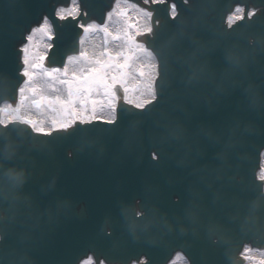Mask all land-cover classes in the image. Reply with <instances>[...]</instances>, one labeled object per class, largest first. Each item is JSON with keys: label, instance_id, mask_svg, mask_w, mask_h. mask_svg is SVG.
Segmentation results:
<instances>
[{"label": "water", "instance_id": "obj_1", "mask_svg": "<svg viewBox=\"0 0 264 264\" xmlns=\"http://www.w3.org/2000/svg\"><path fill=\"white\" fill-rule=\"evenodd\" d=\"M79 1L88 21L99 22L115 2ZM69 2L0 0V77L8 81L6 87H0V105L4 101L16 105L18 101L15 84L17 71L23 67L18 50L26 41L29 26ZM174 2L178 10L175 22L169 20L165 6H154L155 17L162 21L156 47L183 31L200 41L204 51L190 60L194 52L190 41H177L169 56L168 95L150 117L133 115L141 110L121 99L115 125L97 119L87 132H54L43 137L28 125L0 127L9 142L19 146L13 160L0 163L5 171L12 167L25 176L14 205L0 199V216L4 218L0 223L12 233L0 231L4 237L0 249L9 264H19L25 254L32 264H79L89 254L108 264H168L177 252L186 256L188 264H243L241 251L246 244L264 248V232H242L236 227L264 192V181L257 177L264 149V109L260 107L264 90L258 89L255 107L244 92L249 85L260 84L264 0ZM238 4L244 6L245 19L227 29L226 17ZM251 7L256 11L249 18ZM225 30L230 32L232 43L238 44L236 53H248L244 70H227L228 65L222 63L201 82L187 84L191 75L188 63L208 60L214 46L212 32ZM81 35L72 21L58 22L46 66L63 67L69 55L79 52ZM161 113L182 123L186 134L164 145L157 163L151 152L161 147L154 139L162 133L156 126ZM134 122L139 123L130 139ZM85 138L95 142L82 148ZM215 138L218 143L213 142ZM230 142L235 147L225 150L224 145ZM2 149L0 145V155ZM206 184L212 185L211 191L205 192ZM149 186L152 193L146 191ZM0 188L8 193L6 184ZM192 192H205L204 199L197 201L204 223H193L186 216ZM216 193L220 199L214 202ZM142 205L155 207L172 230L156 224L147 232L137 230L134 234L129 226L133 221H144L143 215H137L143 211ZM208 214L233 230L210 235L205 226ZM256 216H264V203L256 209ZM231 217L237 219L230 225ZM221 237L230 243L225 245ZM143 257L145 261H141Z\"/></svg>", "mask_w": 264, "mask_h": 264}, {"label": "snow or ice", "instance_id": "obj_2", "mask_svg": "<svg viewBox=\"0 0 264 264\" xmlns=\"http://www.w3.org/2000/svg\"><path fill=\"white\" fill-rule=\"evenodd\" d=\"M133 3L143 16V25H140L138 19L130 17L127 9L120 8L116 10V15L124 17V24L115 32L109 31L108 25L103 22H89L87 13L77 6H73L71 10L61 9L57 11L54 9L52 16L42 15L38 20L34 21V26H29L25 40H32V31L44 33L46 39L51 42L48 46L49 51L54 47L56 24L66 21H72L81 34L95 31L102 32L105 37L104 46L100 51H94L91 54L87 50H81L78 56H68L67 59L69 61H83L82 66L74 69L70 75L66 65L63 67L49 66L45 68V62L48 60L45 55H39L35 60L31 59L28 44H22L18 51L19 54H22L23 67L22 70L18 69L17 71V83L15 84V91L19 95L20 103L16 107L12 104H6L0 108V127L8 129L9 125L17 123L28 125L38 135L43 137H51L54 132H63L65 135H70L72 131L83 130L87 132L97 120V107L106 106L110 112H115L116 104L121 99L128 105L133 106V108L141 110L139 113H133V115L150 117L156 108L164 103V98L168 95L169 56L177 41L184 39L190 41L194 48L190 60H195L196 56L203 54L204 50L200 41L196 40L192 34H187L183 31L173 36L161 47H156V39L158 31L162 27V21L155 17L154 6H165L169 20L175 22L178 17V10L174 0H133ZM111 15L112 13L110 12L107 18L111 19ZM247 15L250 18L255 15V11L249 12ZM244 19L245 14L241 11V7L237 6L233 13L226 18L227 29H232L237 21ZM195 25L196 21H193V29H195ZM212 35L214 37V46L210 58L196 65L191 62L188 63L191 75L188 77L187 84L201 82V80L211 75L213 67L218 68L222 63L228 65L227 70H244L248 61V53L243 56L236 53L235 49L238 48V44L232 43L230 32L227 30L213 31ZM109 37L113 42H119L115 44L117 50L114 51L108 47ZM83 42L82 36L78 37V43ZM260 51L264 54V44H262ZM252 52L255 53V49H252ZM37 69L43 75L65 86L66 97L59 94L55 96L43 94V90L35 83ZM57 74L61 75L57 76ZM259 78L260 84L258 86L249 85L244 89L245 94L254 107L258 103V89L264 90V60L261 61ZM19 81H23V86H21ZM7 84L8 81L0 77V87H6ZM53 91L59 90L54 88ZM94 95L101 96L103 99H94L92 98ZM78 100H82L83 105H78ZM89 101L92 105L90 113L86 106ZM27 107H35L37 109L47 107L55 113L56 115L53 116L51 121V127L46 130L42 121L34 120L26 113H22V109ZM260 107L264 109V103H261ZM117 122V120L112 118L103 121L107 125H115ZM138 123L134 122L130 131V139L134 137ZM156 126L162 130V133L158 138L154 139L157 140L161 147L151 152V158L159 163L164 154L163 146L170 141L181 140L186 134V128L179 121L168 120L163 113H161V120L156 122ZM204 134L212 139L209 132H204ZM94 142L85 138L82 148L89 147ZM213 142L218 143V138L213 139ZM0 145H3V154L0 155V161L6 163L16 157L19 146L9 142L8 136L3 132H0ZM234 147L235 145L231 142L224 145L225 150ZM217 179L219 180L221 177L217 176ZM258 179L264 181V169H261ZM24 183L25 176L23 171H17L12 167L7 168L5 171L4 163H0V184L8 186L7 194L0 188V199L11 201L14 205L19 200L15 193ZM211 188V184H206L205 192L211 191ZM146 191L152 193L154 189L149 186ZM205 192L191 193L192 200L186 216L193 223H204L198 213L200 206L197 201L204 199ZM219 199V193L214 194V202ZM262 203H264V192L259 193L258 200L251 204L247 216L236 227L242 232H264V216H256V209ZM142 209L143 211L137 215H143L145 217L144 221L142 223L133 221L129 226L134 234L137 230L147 232L156 224H160L169 232L172 230L164 217H159L158 210L155 207L148 208L142 205ZM3 219L0 216V221H3ZM236 219L237 217L229 218V224L231 225ZM161 221H163L162 224L160 223ZM205 226L210 235L233 230L231 226L225 228L219 220L214 219L212 214H208ZM0 231H5L8 235H12L6 224L0 223ZM181 231L183 232L184 229H181ZM3 239L4 237L0 236V241H3ZM220 239L225 245L230 243L229 240L223 237ZM246 251H251V249H246ZM245 259H251V257L246 256ZM0 264H9L4 259L2 249H0ZM19 264H32V261L25 254L21 256ZM87 264H93L91 258H89ZM259 264H264V260H261Z\"/></svg>", "mask_w": 264, "mask_h": 264}, {"label": "rangeland", "instance_id": "obj_3", "mask_svg": "<svg viewBox=\"0 0 264 264\" xmlns=\"http://www.w3.org/2000/svg\"><path fill=\"white\" fill-rule=\"evenodd\" d=\"M115 18L119 19V21L116 23V26H114V28L111 26V24L108 26L111 32H112V29L118 30L117 27L120 29L124 24V19H123L124 17H120L115 14ZM109 38H108V47L112 48L114 51L117 50L115 47V44L119 42H113L111 38L110 39ZM104 40H105V37L103 33L100 31L85 33L83 37V41H84L83 43L86 49L84 48L83 50H87L88 46L94 45L93 47H95V51L98 52L104 46ZM95 41H96V45H95ZM47 43H48V40L46 39V36L44 33H41L38 31L35 34H33L32 40L29 43L30 58L35 60L36 57L39 55H46L48 51ZM82 64H83V61H70L67 64V67L69 69V74L71 75V72L74 69H78L80 66H82ZM36 72H37V75L35 77V83L37 84L38 87H40L43 90V94L48 95V96H55L59 94L61 96L66 97L65 86L60 85L57 81L50 79L49 77L43 75V73L39 69H37ZM60 75L61 74H57V76H60ZM54 88L58 89L59 91H53ZM92 98L98 99V100L103 99V97L95 96V95ZM19 103H18V106H19ZM77 103L78 105H83L82 100H78ZM86 106L89 109V113H90L91 107H92L91 102L89 101ZM22 113H26L28 116H30L34 120L42 121L43 127L46 130L51 127L52 118L54 115H56L51 110H49L47 107H44L41 109H37L35 107H27L26 109H22ZM113 114L114 112H110V110L106 106L97 107L96 109V117L111 118ZM251 257H254V256H251ZM261 260H264V255H261V256L259 255V261ZM173 264H186V261L183 257L179 256Z\"/></svg>", "mask_w": 264, "mask_h": 264}, {"label": "bare ground", "instance_id": "obj_4", "mask_svg": "<svg viewBox=\"0 0 264 264\" xmlns=\"http://www.w3.org/2000/svg\"><path fill=\"white\" fill-rule=\"evenodd\" d=\"M75 4H77V0H71V5H68L67 7H63V8H60L59 10H61V9H68V10H71V8L73 7V6H75ZM237 6H240L241 7V10H242V8H243V5H236L235 7H234V9H233V11L237 8ZM115 8V9H114ZM120 8H125V9H128L129 10V13H128V15L130 16V17H132V18H135V19H138L139 20V23H140V25L142 26L143 25V23H144V19H143V16H142V14H140L139 13V10L134 6V3H133V1H130V0H116V2H115V5H114V7L112 8V9H110V12L112 13V15H111V19H108V18H106V21H105V23L104 24H107L106 22H108V26L111 24V26L114 28V26H116V23L119 21V19H116L115 18V14H116V10L117 9H120ZM114 9V10H113ZM233 11H231V12H229L228 13V16L230 15V14H232L233 13ZM109 12V13H110ZM108 13V14H109ZM108 14H107V16H108ZM227 16V17H228ZM124 19V18H123ZM117 29H119L118 27H117ZM110 31V30H109ZM116 30L115 29H112V32H115ZM36 32H38V31H32L31 32V36H33V34H35ZM110 39V38H109ZM41 40H42V38H41ZM25 43H27L28 44V46H29V43H30V41H25ZM24 44V43H23ZM49 44H50V41H48V43H47V48H48V46H49ZM95 45H96V41H95ZM94 46V45H93ZM93 46H88V53L89 54H91L92 52H94L95 51V47H93ZM85 47H84V43H82V50L84 49ZM86 49V48H85ZM98 49V48H97ZM79 55V54H78ZM70 61L67 59V64L69 63ZM3 105L1 106V108L2 107H4L6 104H8V101H4V103H2ZM114 115V114H113ZM113 115H112V119H113ZM103 119H106V120H108L109 118H103ZM261 167H260V170H259V172H258V175H260L261 174V169H264V159H263V161H262V163H261ZM245 249H247V247H245ZM244 253H245V251H244ZM258 252L257 251H249L248 252V257L249 256H256V254H257ZM260 254V256L261 255H264V252H259ZM179 257V256H178ZM178 257H174L168 264H173L174 262H175V260L178 258ZM89 258H91L92 259V261H93V257L90 255V256H88V257H86L83 261H82V264H87V261L89 260ZM100 264H103V262H101Z\"/></svg>", "mask_w": 264, "mask_h": 264}]
</instances>
